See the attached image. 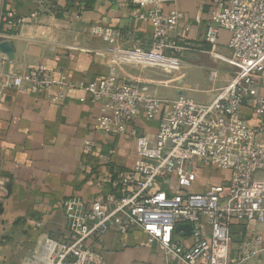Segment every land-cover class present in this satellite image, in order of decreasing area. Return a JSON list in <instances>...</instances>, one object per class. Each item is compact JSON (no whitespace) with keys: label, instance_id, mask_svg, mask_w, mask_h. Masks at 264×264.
Returning <instances> with one entry per match:
<instances>
[{"label":"built area","instance_id":"1","mask_svg":"<svg viewBox=\"0 0 264 264\" xmlns=\"http://www.w3.org/2000/svg\"><path fill=\"white\" fill-rule=\"evenodd\" d=\"M179 1L128 0L132 16L152 27L147 44L136 42L133 28L92 25L91 33L107 44L109 72L99 80L73 82L66 73L37 64L8 76L0 87V100L6 85L19 90L58 86L57 100L64 99L65 88L79 87L100 104L96 130L135 142L134 166L116 178L98 176L92 201L79 195L65 199V235L51 264L98 262L90 242L110 230L145 232L150 242L162 245L165 264H249L264 250V236L254 231L239 244L235 258L231 252L236 222L264 223V0H210L202 42L172 34L186 14L166 12L164 5ZM0 16L16 27L25 21L12 10ZM197 16L201 22L202 15ZM221 30L230 32V54L219 56L234 75L210 102L161 97L150 82L121 77L124 66H136L163 75L162 82L170 84L184 77L186 54L216 52ZM216 76L212 70L211 78ZM167 106L169 112L162 114ZM160 114L155 132L139 127V120L152 122ZM85 144L96 146L91 140ZM115 154L112 147L98 157L107 162ZM206 166L230 174L220 183L208 178L201 187L198 172ZM182 224L192 225L190 235L176 231Z\"/></svg>","mask_w":264,"mask_h":264},{"label":"crops","instance_id":"2","mask_svg":"<svg viewBox=\"0 0 264 264\" xmlns=\"http://www.w3.org/2000/svg\"><path fill=\"white\" fill-rule=\"evenodd\" d=\"M209 4L210 0L166 3V12L179 9L186 14L172 34L202 42L210 18ZM10 10L25 17V21L16 27L0 16V87L8 76L22 74L37 64L66 73L73 82L87 83L104 77L109 72L107 44L91 33L94 24L133 28L138 44H147L146 40L152 36L150 24L138 22L132 16L133 7L128 0H0V11ZM199 14L201 22H197ZM229 39L230 32L221 30L215 51L230 54ZM202 55L206 54H186L184 77L173 78L167 85L162 82L163 75L136 66H124L121 77L150 82L153 93L161 97L186 95L210 102L217 89L231 80L234 68L227 63L214 67L215 63L203 61ZM205 68L219 69L213 86L195 89L186 84L190 73L191 78H201L200 70ZM59 92L58 86L45 90H19L8 85L3 88L0 264H51L65 235V199L79 195L92 201L97 193L98 176L116 178L135 164L136 146L131 138L96 130L100 104L92 102L79 87L65 88L63 100L55 99ZM84 96L87 100L81 101ZM169 110L170 106L165 107L162 114ZM162 114L152 122L139 120V127L155 132ZM85 140L95 142L96 146L90 149ZM112 147L116 154L110 161H101L99 152H108ZM229 174L228 170L206 166L198 172L199 186L208 178L220 183ZM254 231L264 236V223L233 225V258L238 254L239 244ZM184 241L190 244L189 237ZM90 244L97 252L96 261L99 259L94 264H165L162 245L150 242L140 230L127 233L110 230ZM249 264H264V250L251 256Z\"/></svg>","mask_w":264,"mask_h":264},{"label":"rangeland","instance_id":"3","mask_svg":"<svg viewBox=\"0 0 264 264\" xmlns=\"http://www.w3.org/2000/svg\"><path fill=\"white\" fill-rule=\"evenodd\" d=\"M224 56H227L229 54H224L222 53ZM221 53H219L218 51L214 52V53H210V54H206V55H202L200 58L204 61L206 60L207 62H213L215 63L214 67H217L218 65H225V61L222 59V57H220L219 55H222ZM199 56H195L193 58H197L195 60H199L198 58ZM188 58V57H187ZM185 60H187L185 58ZM213 70H216L217 72L219 71V69L217 70L216 68H214ZM211 68H205V69H201L200 72V76L201 78H191V73L187 76L188 78L186 79V84L189 85L190 87H193L195 89H202V88H208L213 86V84L216 82V78L212 79L211 78ZM215 81V82H214Z\"/></svg>","mask_w":264,"mask_h":264},{"label":"water","instance_id":"4","mask_svg":"<svg viewBox=\"0 0 264 264\" xmlns=\"http://www.w3.org/2000/svg\"><path fill=\"white\" fill-rule=\"evenodd\" d=\"M184 230L186 234H190L192 230V225L191 224H182L177 227L176 231L179 232L180 230Z\"/></svg>","mask_w":264,"mask_h":264}]
</instances>
